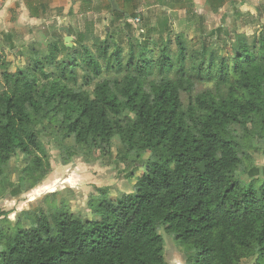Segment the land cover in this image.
I'll return each instance as SVG.
<instances>
[{
    "label": "trees",
    "instance_id": "16d2710c",
    "mask_svg": "<svg viewBox=\"0 0 264 264\" xmlns=\"http://www.w3.org/2000/svg\"><path fill=\"white\" fill-rule=\"evenodd\" d=\"M113 14L102 38L87 24L72 46L56 28L45 52L30 45L14 71L0 50V196L13 188L18 153L29 161L19 190L47 176L41 136L52 132L63 165L80 152L85 162L111 156L117 140L116 160L143 168L134 190L96 187L91 219L61 200L28 227L1 225L0 264H168L160 229L192 248L186 264H264V181L244 178L264 147V25L229 42L198 18L191 44L166 13L141 25ZM123 30L126 52L114 38Z\"/></svg>",
    "mask_w": 264,
    "mask_h": 264
},
{
    "label": "rangeland",
    "instance_id": "374dc122",
    "mask_svg": "<svg viewBox=\"0 0 264 264\" xmlns=\"http://www.w3.org/2000/svg\"><path fill=\"white\" fill-rule=\"evenodd\" d=\"M243 5L250 7V9L245 10L243 7L240 8L239 4H227L224 10L218 14L213 15L209 12H202L201 14L203 16L205 15L203 31L210 32L209 35H211V38H214L213 36L218 34L216 30H219L221 25H223L225 28L227 27V30L226 32L221 30L220 34L226 37L229 42H233L234 40V31L236 33H244L248 36L257 33L261 26L264 25V15L258 14L259 9L264 4ZM234 7H236V12H233ZM247 12H254L255 17H253L254 15L252 13L251 17L248 16ZM141 19V17L138 19V24L140 25L143 24ZM109 21L110 19H107V21H101L93 25V33L102 38L104 36L103 29L109 25ZM189 21L193 24L176 28L179 30L182 29V31L184 30L188 39H191V41L188 40L189 43L194 44L197 43L195 38L200 32L197 25L198 20ZM81 26L82 24L80 28ZM34 28L36 29L35 32H31L26 40L19 38V41L25 45H21L18 42L14 45L13 49L5 46L2 47L8 60H11L10 71H14L16 67L29 63V57L25 51L29 49L30 45H33L41 52H45L47 43L51 41L56 31V27L53 26L52 31L50 28L51 32L48 33L44 24L36 25ZM76 33L75 29L71 27L68 35L71 37L70 42L72 45L75 44ZM125 33L126 30H123L121 34L114 35V38L124 52L129 49L128 39L124 37ZM61 34L63 36L65 35L63 32ZM143 34L137 32L135 37L143 38ZM218 41L222 46V40ZM93 42V40L89 39L86 41V44L94 51L95 46ZM222 48L223 52H225L226 49L224 47ZM41 139L48 153L50 170L47 176L38 184L30 189L24 190H19V187H17L16 182L21 174V169L29 162L23 154L18 153L8 163L6 177L13 184V188L8 187L0 196V226L2 225L4 228L14 229L15 226L28 227L31 225L34 212L38 213L40 210L50 206L53 208L57 207L61 200L68 202L70 210L74 214H81L85 219H91L92 214L87 205V201L92 193H96V187H109L112 196H116L124 191H132L134 190L136 176L143 170L139 163L131 166L129 161L121 163L116 160L117 140H114L111 156L85 162L82 157L83 153L79 150L78 152L80 154L73 156L69 164L63 165L62 154L64 153L62 152V141L59 136L55 132H52L51 135L45 133L41 136ZM72 143L73 141L70 139L65 140L64 146L71 145ZM45 163L44 161V166H46ZM244 178H246V181L253 179L256 185L264 181V147H261L259 152L253 153L251 170ZM51 194L54 195L52 196ZM159 232L164 238V256L168 264H170V261H174V254L178 257L176 260L181 263L184 260L186 264V260L194 253L192 248L179 245L174 240L173 234H168L163 229H160ZM252 263L253 259L248 258L244 259L240 264Z\"/></svg>",
    "mask_w": 264,
    "mask_h": 264
},
{
    "label": "crops",
    "instance_id": "0c3cea01",
    "mask_svg": "<svg viewBox=\"0 0 264 264\" xmlns=\"http://www.w3.org/2000/svg\"><path fill=\"white\" fill-rule=\"evenodd\" d=\"M112 4H115L114 8ZM182 4L191 5L182 7ZM208 4L222 5L213 12ZM227 4H239L240 8L243 7L246 10L250 7L243 4H264V0H5L0 9V46L13 49L18 42L23 45L24 43L19 40H26L31 32H35L34 27L39 24H44L48 33L54 26L66 36L68 34L61 30L64 26L68 28V33L71 27L75 31H84L87 24L93 29V25L101 21L110 19V23L114 17L113 12H123V10L135 15L133 18L123 15V20L134 21L135 18L141 17L142 22L149 21L151 24L156 23L158 15L162 16L166 13L170 17V21L173 22L174 28L181 31L182 29L179 30L176 27L193 24L189 20L197 19L198 25V18H200L201 24L204 25L205 15L203 16L202 12L218 14L224 10ZM109 5L111 11L108 9ZM235 10L236 7L233 12H236ZM160 11L161 13H159ZM247 13L250 17L251 13L254 15V12ZM194 14L197 15V18L194 17ZM226 28L221 25V28L216 32L221 33V30L226 32ZM1 48L0 50H4ZM174 258V261L169 262L170 264H185L184 260L183 263L176 260L178 258L176 254H174Z\"/></svg>",
    "mask_w": 264,
    "mask_h": 264
},
{
    "label": "water",
    "instance_id": "95a60500",
    "mask_svg": "<svg viewBox=\"0 0 264 264\" xmlns=\"http://www.w3.org/2000/svg\"><path fill=\"white\" fill-rule=\"evenodd\" d=\"M113 8L115 7V4H112ZM61 30H64L68 34V28L62 27ZM71 37L69 35L64 36V43L66 46H72V43L70 42Z\"/></svg>",
    "mask_w": 264,
    "mask_h": 264
},
{
    "label": "built area",
    "instance_id": "2783aa9c",
    "mask_svg": "<svg viewBox=\"0 0 264 264\" xmlns=\"http://www.w3.org/2000/svg\"><path fill=\"white\" fill-rule=\"evenodd\" d=\"M4 3H5V0H0V9L3 7ZM138 21H139L138 18H135L134 21L132 22L137 23Z\"/></svg>",
    "mask_w": 264,
    "mask_h": 264
}]
</instances>
